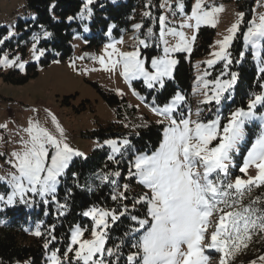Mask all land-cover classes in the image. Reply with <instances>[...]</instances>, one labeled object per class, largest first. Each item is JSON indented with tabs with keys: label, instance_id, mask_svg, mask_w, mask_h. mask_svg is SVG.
Returning a JSON list of instances; mask_svg holds the SVG:
<instances>
[{
	"label": "snow or ice",
	"instance_id": "1",
	"mask_svg": "<svg viewBox=\"0 0 264 264\" xmlns=\"http://www.w3.org/2000/svg\"><path fill=\"white\" fill-rule=\"evenodd\" d=\"M92 3L93 0H84L77 14L80 19L85 18V13L91 15L89 6ZM161 7L173 10L174 15L178 11L184 15V20L178 30L167 27V16H159L158 39L164 45L163 55L151 58V70L146 67L139 46H149L147 40L153 35L152 28L148 29L145 39L137 38L132 51H121L116 46L123 43L121 39L105 45L104 54L93 57L99 60L105 71H116L118 67L122 69L119 74L130 87L133 80L142 79L148 89L157 85L163 88L165 78H173L174 69L179 63L173 54L191 53L201 27H216L218 14L223 11L222 5H209L207 0H195L190 13L185 12V0H177L175 5L166 0ZM144 15L150 17L151 12ZM244 17V12L237 13L235 22L227 29L228 34L215 41L218 50L211 52L212 58L203 62L211 68L217 61H224V71L214 80L205 79L210 75L207 70L196 77L199 87L194 91H200L203 96L200 104L210 105L214 102L220 106L224 100L231 99L230 90L236 84L238 74L228 71L233 62L228 49L241 31ZM246 23L244 44L251 47L258 61V71L264 74V56L261 55L264 48V13L257 14ZM133 27L140 29L142 26L134 24ZM185 28L192 30L191 35L183 31ZM12 35L13 32L9 31L7 37L0 39V44ZM50 35V32H44L45 37ZM169 36L176 39L174 44H169ZM33 39L36 42L32 44L31 58L39 61L46 50L37 48L39 37ZM244 55V52L240 53L241 58ZM25 63L19 56L15 59H10L7 54L0 56V66L3 67H17L23 71ZM72 66L75 67L74 62ZM225 75L230 78L221 79ZM260 81L261 90L251 94L247 107H237L226 117L222 116L219 107L212 119H202L203 109L200 107L195 111V119L190 109L185 115L180 108L186 97L179 91L171 97L170 102L152 107V112L161 117L156 123L162 126V134L158 146L150 154L134 151L126 137L105 141L111 149L107 157L109 161L119 162L118 156L123 158L126 153H132L127 175L135 178L147 191L134 198L129 208L127 204L119 202L128 199L126 193L130 184L118 185L116 179H110L112 176L119 177L120 172L99 176L101 181L115 186L111 199L118 202V207L93 205L84 211L83 216L92 221L91 238H84L88 229L81 225L74 226L63 252L60 249L52 250L47 264H118L120 245L106 247V244L111 226L126 215L136 225L130 226L129 232L125 233L131 236L134 241L131 246L135 249L127 255L126 264H208L206 249H214L220 254L219 264H230V260L247 248L254 238H264V193L252 196L254 189L264 188V111H261L264 109V75H261ZM208 111L212 112V109ZM46 114L58 135L38 119L28 121L23 129L26 137L20 140L23 147L11 153L9 163L14 171L7 177L0 176V181H6L11 189L0 193V205L30 206L31 197L39 196L45 204L50 202V197L52 202H57L58 208L66 209L65 204L57 201L58 185L73 159L85 157V153L67 142L65 130L55 114L49 110H46ZM256 120L260 121L259 132L243 156L238 169L241 175H235L233 179L231 170L234 156L245 141L247 125ZM0 128L6 129L7 125L0 124ZM252 168L255 175L249 174ZM137 205L145 207L143 216L131 214ZM59 215H64V212H59ZM210 227L213 230L209 236ZM32 234L37 237L43 235L39 224ZM49 236L50 239L43 244L45 249L56 240L51 233ZM108 257H115V260L109 261ZM258 259L264 261V255ZM250 264H256V261Z\"/></svg>",
	"mask_w": 264,
	"mask_h": 264
},
{
	"label": "trees",
	"instance_id": "2",
	"mask_svg": "<svg viewBox=\"0 0 264 264\" xmlns=\"http://www.w3.org/2000/svg\"><path fill=\"white\" fill-rule=\"evenodd\" d=\"M232 1L239 11L245 13V23L241 25V31L237 33V38L229 47L232 64L229 65V72L238 74L236 84L230 90L231 99L224 100L220 106L214 102L210 105L200 104L203 96L198 91L197 96L193 92L194 73L199 71L202 75L207 70L210 75L205 77L214 80L224 71V61H217L211 68L203 63L210 53L213 43L215 28L202 26L197 34V40L193 51L186 55L185 52L175 53V58L179 61L174 69L173 78H165L164 87L157 85L154 89H148L143 83L140 92L143 93L144 101L147 104L161 106L170 101L176 92H180L186 97L182 102L180 110L187 115L189 109L194 107L203 109L202 119H212L219 107L222 116L237 107H247V101L253 92H259L260 77L258 71V61L255 59L250 46H245L243 32L246 31L247 21L251 20L252 8L256 0H224ZM166 0H94L90 5L92 13L89 16L85 13L82 20L77 15L83 7L84 0H25L24 12L27 17L18 18L15 32L0 44V56L7 54L10 59L20 57L21 61L26 62L24 70L17 67L0 66V79L11 84H23L36 77L41 66H46L56 59H68L74 53L73 40L75 37L83 39L91 49H98L108 39V35L114 38H123L128 32H133L131 36L146 37L148 29L152 28L153 35L147 40L148 47L141 50L149 61L151 57L161 54L159 34V16L162 15ZM175 5L177 0H168ZM193 0H185V11L190 12ZM145 12H151V16H145ZM68 17H74L69 20ZM172 23V22H170ZM27 24L25 27L24 25ZM134 24H141L140 29H133ZM133 27V28H132ZM132 30V31H131ZM50 32L48 37L44 32ZM7 27L0 28V39L7 37ZM33 37H39L37 48L45 49V55L39 61L31 58L32 44L36 42ZM159 44V47L157 46ZM245 55L241 58L240 53ZM264 56V48L261 49ZM147 61V62H148ZM230 78L228 75L221 79ZM138 82V81H136ZM103 99L111 106L116 114L113 121H100L96 119L98 127L83 135L84 137L96 138L98 145L93 146L85 157H76L70 163L64 177L58 185L56 198L59 204H65L66 209H60L57 202L43 203L39 196L31 197L30 206L17 204L14 206L0 205V264H45L46 255L55 249L61 252L65 249L70 230L75 225H81L88 229L92 225L89 217L83 216V212L93 205L108 208H117L118 202L113 201L111 196L115 186L109 182L101 181L98 177L104 173L120 172L116 179L118 185L130 184V189L126 193L128 199L119 202L132 206L133 199L142 192L143 186L137 183L135 178H129L128 160L131 152L125 154L123 158L117 157L119 162L107 159L111 152L110 146L105 144L107 139L122 140L128 138L131 141L134 151L151 153L158 146L162 134V126L138 107L127 100L118 97L109 89L98 88ZM227 95V94H226ZM196 96V97H195ZM85 102L81 103V106ZM211 108L212 112L208 109ZM81 110V109H80ZM264 111V109H261ZM260 121L256 120L247 125L245 141L241 144L242 149L234 159L233 175L239 173V166L242 164L243 156L246 155L247 148L255 139L259 132ZM6 148L0 145V159H9ZM76 173V176H73ZM6 181H0V193L10 191ZM122 190V189H121ZM264 193V188L254 189L252 196L255 197ZM31 195V194H30ZM63 211L64 215H59ZM146 209L142 205H137L136 210L131 214L143 216ZM40 226L42 236L37 237L32 233ZM54 226V228H53ZM131 227L136 225L128 216L121 217L109 230V239L106 247L120 245L118 264H126L127 255L135 251L132 248L134 242L131 236H126ZM49 233L56 236L45 249L43 244L46 239H50ZM264 252V238L256 237L250 242L247 248L242 249L230 260V264H244L250 258L256 257ZM109 261L115 257H108Z\"/></svg>",
	"mask_w": 264,
	"mask_h": 264
},
{
	"label": "rangeland",
	"instance_id": "3",
	"mask_svg": "<svg viewBox=\"0 0 264 264\" xmlns=\"http://www.w3.org/2000/svg\"><path fill=\"white\" fill-rule=\"evenodd\" d=\"M194 2L195 0H193ZM24 3L25 0H0V28L2 26L7 27V34L9 31H16L14 26L17 24L20 16L23 18L27 17L23 8ZM207 3L209 5L223 6V11L218 14V23L214 27L215 35L211 45V53L218 50L215 41L222 39L224 35L228 34L227 29L235 22L237 13L242 11H239L232 1L207 0ZM259 13H264V0H256L254 2L251 19ZM162 15L167 16L168 28H176L179 30V26L184 20V15L178 11L174 15L173 10H169L167 7L164 8ZM24 26L26 27L27 24ZM183 31L191 35L192 30L185 28ZM137 38L145 39V37L130 36L126 43L123 41V43H117L116 46L121 51H132L137 44ZM167 39L169 40V44L176 42V39L173 37L169 36ZM120 40L121 38H114L108 35V39L103 45H100L98 49H91L83 39L75 37L73 40L74 53L70 58L64 60L59 58L53 60L46 66H41L38 75L26 83L11 84L3 82L0 79V124L7 125L6 129L0 128V145L3 149L6 148V157L9 158L7 160H4V158L0 159V176L7 177L14 171L12 164L9 163L12 159L11 153L23 147L20 140L21 137H26L23 129L27 127L30 119H38L53 134L58 135L55 126L51 123L50 117L46 114V110L55 114L60 125L65 130L67 142L72 147L78 148L86 154L93 146L101 144L96 141V138L83 136L98 127L96 119L102 120L103 122L116 119L114 110L103 99L98 88L105 89V92L106 89H109L111 93L114 92L118 97L138 107L150 119L155 121L161 119V117L152 112L151 109L154 105L147 104L144 101V97L142 96L144 94L140 92L139 86L143 83L142 79L133 80L130 87L119 74L122 69L118 67L116 71H105L100 65L99 60L93 58L104 54L105 45ZM139 47L141 52L144 46L140 45ZM160 47L161 54L159 55H163L164 45L161 42ZM185 53L186 55L189 54L187 52ZM210 53L206 60L212 58ZM80 57H83V59H80ZM141 57L145 59L146 67H149V70H151L150 61L152 57L148 61L146 55L142 52ZM173 58H175V53L173 54ZM73 62L75 67L72 66ZM92 69L95 70L93 71ZM199 74V71L195 72L194 79ZM193 84L198 85L196 80L193 81ZM133 90L139 95H135ZM193 92L195 95L198 93V91ZM82 102H85L83 106H81ZM107 140H113V138ZM107 140L104 139L103 142ZM241 149L242 145L240 146V151ZM240 151L236 153L234 159ZM249 174L255 175V169H250ZM235 175L241 174L237 173ZM235 175H233V179ZM143 190L144 192L147 191L144 187ZM209 229L213 228L210 227ZM210 233L209 231L208 235ZM84 238H91L90 231L85 234ZM207 242L205 241V243ZM212 251L215 250L206 249L205 254L209 256V260L213 255H217L216 258H218V261L214 262V264H219L220 254ZM50 253L46 255L47 258ZM241 253L242 250L239 254ZM261 255H264V252L259 253L256 257L250 258L244 264H250L251 261H256V264H264V261L258 259ZM209 260L208 264H210ZM45 264H47V260Z\"/></svg>",
	"mask_w": 264,
	"mask_h": 264
}]
</instances>
